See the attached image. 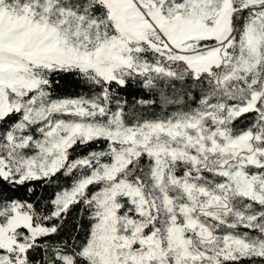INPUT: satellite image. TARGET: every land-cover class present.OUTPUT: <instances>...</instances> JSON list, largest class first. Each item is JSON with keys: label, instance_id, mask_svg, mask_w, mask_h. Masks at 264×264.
Returning a JSON list of instances; mask_svg holds the SVG:
<instances>
[{"label": "snow or ice", "instance_id": "snow-or-ice-1", "mask_svg": "<svg viewBox=\"0 0 264 264\" xmlns=\"http://www.w3.org/2000/svg\"><path fill=\"white\" fill-rule=\"evenodd\" d=\"M0 264H264V0H0Z\"/></svg>", "mask_w": 264, "mask_h": 264}]
</instances>
